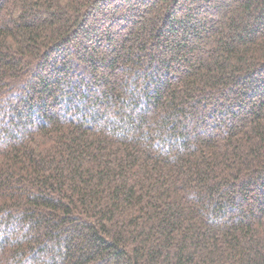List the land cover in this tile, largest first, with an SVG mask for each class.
<instances>
[{
    "label": "trees",
    "instance_id": "16d2710c",
    "mask_svg": "<svg viewBox=\"0 0 264 264\" xmlns=\"http://www.w3.org/2000/svg\"><path fill=\"white\" fill-rule=\"evenodd\" d=\"M0 264H264V0H0Z\"/></svg>",
    "mask_w": 264,
    "mask_h": 264
}]
</instances>
